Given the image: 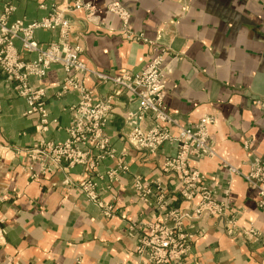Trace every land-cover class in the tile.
Listing matches in <instances>:
<instances>
[{
	"label": "crops",
	"instance_id": "1",
	"mask_svg": "<svg viewBox=\"0 0 264 264\" xmlns=\"http://www.w3.org/2000/svg\"><path fill=\"white\" fill-rule=\"evenodd\" d=\"M110 1L92 0L105 27L86 21L82 11L67 14L71 41L81 48L80 60L99 73H137L162 43L171 44L180 63L167 76L166 110L176 115L179 126L204 116L214 119L208 134L216 157L203 158L195 167L218 194L228 185L229 206L239 211L238 228L252 227L259 235L253 241L230 237L219 221L207 216L185 220L193 239L182 264H264V210L257 208L256 193L247 189L242 177L254 158L260 159L264 170V112L252 103L253 98L264 97V0H114L128 11L131 29L143 33L150 44L129 42L117 34V18L104 10ZM12 4L8 22L32 23L65 2L14 0ZM2 5L0 1V11ZM173 19H177L175 35L161 37L164 25ZM34 39L43 47L58 41L56 32L45 30L35 31ZM14 44L24 59L35 58L25 54L18 41ZM61 78L62 70L55 65L41 83L50 122L45 132L37 129L34 117L24 116V98L0 87V220L6 231L0 264H74L77 259L80 264H142L134 246L145 224L160 221L159 193L163 192L166 208L179 211L198 199L186 201L174 175L162 170L164 159L175 152L174 145L164 143L149 153L127 141L131 124L125 118L137 108L132 95L91 75L82 79L84 86L95 97L108 99L103 136L112 157L92 171L87 165L66 162L46 167L37 151L44 143L67 139L69 109L79 99L76 92L57 97ZM30 83L37 85L34 78ZM141 125L146 128L149 121ZM169 130L173 133L174 127ZM29 151H36V159L28 156ZM222 161L238 173L228 174ZM118 165L124 169L110 182L106 172ZM86 179L95 182L101 206L87 201L80 190ZM134 179L148 191L147 201L135 190ZM132 225L141 230L130 232Z\"/></svg>",
	"mask_w": 264,
	"mask_h": 264
},
{
	"label": "built area",
	"instance_id": "2",
	"mask_svg": "<svg viewBox=\"0 0 264 264\" xmlns=\"http://www.w3.org/2000/svg\"><path fill=\"white\" fill-rule=\"evenodd\" d=\"M0 1L4 2L0 11V76L4 77L6 84L13 86L19 97L25 99L27 109L24 116L35 115L38 122L37 129L40 132L46 130L48 125L45 108L46 89L42 86L33 88L28 80L31 77L41 81L53 65L60 66L63 73L59 81L61 92L58 95L67 91L79 94L78 103L70 108L71 123L67 128L68 139L57 145L44 143L37 151L45 160L46 167L65 161L70 165H87L92 171L99 161L112 156L108 140L102 132L110 109L108 99L95 97L84 86L82 79L86 75L131 93L137 103V111L126 115L125 121L131 124L126 139L135 149L153 152L165 142L175 146V152L165 158L162 170L175 176L181 186V196L186 201L191 202L195 197H199V202L195 205L191 204L183 211L167 209L163 205L159 209L160 221L146 225L145 232L136 239L135 252L139 258L144 257L150 264H180L188 253L193 238V234L184 231L183 222L208 215L214 218L227 216L226 218L229 219L226 220L225 232L228 235L242 234L246 238L256 237L251 229L237 233V215L229 214L228 185L219 190L221 194H218L215 188L207 185L206 175L195 168L199 160L216 157L208 134V126L214 122V119L202 117L196 123L179 126L177 117L166 110L164 89L165 75L168 71L162 67L165 53L161 52L138 73L122 72L120 75L99 73L88 68L80 60L81 48L71 41V24L67 17L68 13L83 11L87 20L91 22L95 10L88 0H64V7L53 8L45 18L33 23H25L22 20L8 22V17L14 11L12 5L14 0ZM107 9L117 16L121 23H126V20H123L127 17V13L120 5L114 3ZM37 30L56 32L58 41L43 47L33 37V33ZM15 41L20 43L25 54H35L36 58L33 61L24 60L14 46ZM253 103L264 112V99H256ZM144 119L150 121V126L145 129L138 124ZM170 126L176 129L173 135L168 130ZM27 153L32 159H36L34 156L36 151ZM222 166L229 174L238 173L225 161H222ZM44 171L42 167V172ZM116 174V170H111L107 173V177L113 181ZM242 177L248 189L256 192L257 207L264 210V170L261 161L257 158L252 159L248 173ZM94 188L95 183L91 179H86L81 185V190L87 199L100 206L102 204ZM134 188L141 198L142 194L145 196L148 192L141 187L139 179L134 180ZM215 196L219 199L214 200ZM130 230L140 231L141 226L132 225ZM5 235L6 231L0 220V246L5 243ZM74 264H80V260H75Z\"/></svg>",
	"mask_w": 264,
	"mask_h": 264
},
{
	"label": "rangeland",
	"instance_id": "3",
	"mask_svg": "<svg viewBox=\"0 0 264 264\" xmlns=\"http://www.w3.org/2000/svg\"><path fill=\"white\" fill-rule=\"evenodd\" d=\"M91 4H92V6H93V2H92V0H88ZM3 2V1H2ZM4 3V2H3ZM13 3V2H12ZM118 4V5H120L121 7H122V9H124V11H125V13H127V17H125L124 18V20L123 21H125L126 20V23L125 24H123V23H121V21L118 19V17L117 16H115V15H113V13H110L109 11H108V9H107V7L108 6H110L111 4ZM13 5V4H12ZM3 6V5H2ZM14 7V6H13ZM94 7V6H93ZM94 10H95V12H94V18H93V20L91 21V23H94L95 25H98V26H100V27H105V22L99 17V15H98V12H97V10L94 8ZM104 10H105V12L106 13H110V14H112L113 16H115L116 18H117V20H118V22H119V26H118V29H117V34L120 36V37H122L123 39H125L126 41H129V42H143V43H147V44H150V41H148V40H146L145 38H144V35H143V33H141V32H136V31H133L132 29H131V27H130V25H129V19H130V15H129V13H128V11L120 4V3H118L117 1H114V0H112V1H110L109 3H106L105 4V6H104ZM51 12V11H50ZM49 12V13H50ZM83 12V11H82ZM13 13V12H12ZM11 13V14H12ZM48 13V14H49ZM84 13V12H83ZM10 14V15H11ZM47 14V15H48ZM46 15V16H47ZM84 15H85V19H86V21H88V22H90L89 20H87V17H86V14L84 13ZM45 16V17H46ZM10 17V16H9ZM9 17H8V19H9ZM45 17H43V18H45ZM42 19V18H41ZM17 20H22V19H17ZM15 21V20H14ZM23 21V20H22ZM39 21V20H38ZM13 22V21H12ZM25 22V21H24ZM34 22H36V21H34ZM11 23V22H10ZM26 23V22H25ZM33 23V22H32ZM176 23H177V19H173V20H171V21H168L165 25H164V29L162 30V35H161V37H163L165 34L166 35H169L170 37H172V36H174L175 35V26H176ZM70 24H71V22H70ZM71 33H72V29H71ZM33 37H34V33H33ZM156 42V41H155ZM15 43V42H14ZM52 43V42H51ZM50 44V43H49ZM48 44V45H49ZM47 45V46H48ZM161 45V44H160ZM14 46H15V44H14ZM47 46H45V47H47ZM21 47V46H20ZM16 48V47H15ZM17 50V49H16ZM161 52H163V53H165L164 54V56H163V63H162V67L163 68H165L167 71H168V73L165 75V84H166V80H167V76H168V74L170 75L173 71H175L174 69V67H176L175 66V64L176 63H180V55L178 54V53H176V52H174L173 50H172V47H171V44H165V43H162V45H161V48L159 49V52L153 57V58H151L150 59V61H149V63L155 58V57H157ZM172 52H174V53H172ZM19 53V52H18ZM20 54V53H19ZM21 55V54H20ZM29 55V54H28ZM22 57V56H21ZM23 58V57H22ZM35 58H36V55H35ZM34 58V59H35ZM24 59V58H23ZM33 59V60H34ZM24 60H26V59H24ZM33 60H26V61H33ZM53 66H55V65H53ZM58 66V65H57ZM148 66V65H147ZM52 67V66H51ZM50 67V68H51ZM60 67V66H59ZM145 69V68H144ZM142 71V70H141ZM48 72V71H47ZM127 72V71H126ZM140 72V71H139ZM131 73V72H130ZM138 73V72H137ZM47 74V73H46ZM62 75H63V73H62ZM120 75V74H119ZM0 87H1V85H3V86H5V87H7V88H10L14 93H15V91H14V89H13V86L12 85H9V84H6L5 83V79H4V77H2V76H0ZM30 79H31V77L29 78V80H28V82H29V85L30 86H32L33 88H36L37 86H42L43 87V85L41 84L42 83V80L44 79H42L41 81H37V79H35L36 81H37V85L36 86H34V85H31V83H30ZM108 84H110V83H108ZM113 86V85H112ZM45 88V87H44ZM46 89V88H45ZM60 92H61V88H60V91H59V93L58 94H60ZM67 92H74V91H67ZM67 92H65V93H67ZM127 92V91H126ZM77 93V92H76ZM16 94V93H15ZM57 94V97H60L62 94H64V93H62L61 95H58ZM78 94V93H77ZM131 94V93H130ZM17 95V94H16ZM79 95V94H78ZM46 99H47V94H46V98H45V102H46ZM256 99H264V97H260V98H253V101H252V103L254 102V100H256ZM134 100V99H133ZM78 101H79V99H78ZM135 101V100H134ZM78 103V102H77ZM253 105H254V103H253ZM46 108V107H45ZM71 108V107H70ZM47 111V110H46ZM136 111H137V108H136ZM69 112H70V109H69ZM135 112V111H134ZM168 112V111H167ZM263 112V111H262ZM131 113H133V112H131ZM128 114V113H127ZM170 114H172V113H170ZM70 115H71V113H70ZM175 115V114H174ZM176 116V115H175ZM32 117H34L35 118V120H36V116L34 115V116H32ZM204 117H208V116H204ZM108 119V118H107ZM47 120H48V113H47ZM144 120H147V121H149V119H144ZM143 120V121H144ZM37 121V120H36ZM70 123H71V121H70ZM70 123H69V125H70ZM49 124H50V122L48 121V125H47V128H48V126H49ZM106 124V123H105ZM141 127H142V121L141 122H139L138 123ZM69 125H68V127H69ZM150 126V121H149V125L146 127V128H148ZM186 126V125H185ZM37 127H38V122H37ZM67 127V128H68ZM105 127V126H104ZM170 127H173V126H170ZM47 128H46V130H47ZM143 129H145V128H143ZM45 130V131H46ZM168 130H169V127H168ZM175 127H174V132L173 133H171L170 132V130H169V132H170V134H174L175 133ZM44 131V132H45ZM103 131H104V128H103ZM102 131V132H103ZM66 132H67V129H66ZM127 135V134H126ZM67 139H68V133H67ZM66 139V140H67ZM107 139V138H106ZM65 140V141H66ZM108 140V139H107ZM64 141V142H65ZM64 142H62V143H64ZM62 143H60V144H62ZM165 143H169V142H165ZM109 144V143H108ZM164 144V143H163ZM172 144V143H171ZM246 144V143H245ZM54 145H57V144H54ZM162 145V144H161ZM160 145V146H161ZM173 145V144H172ZM159 146V147H160ZM158 147V148H159ZM157 148V149H158ZM174 148H175V146H174ZM109 149L111 150V148L109 147ZM156 149V150H157ZM155 150V151H156ZM146 151V150H145ZM155 151H153V152H155ZM113 151L111 150V153H112ZM95 153V152H94ZM149 153H151V152H149ZM92 154H93V152H92ZM112 155V154H111ZM172 155V154H171ZM170 156V155H169ZM168 156V157H169ZM112 157V156H111ZM105 158H108V157H105ZM104 158V159H105ZM167 158V157H166ZM255 159V158H254ZM258 159V158H257ZM103 160V159H102ZM101 160V161H102ZM165 160V159H164ZM260 160V159H259ZM101 161H99V163L101 162ZM62 162H65V161H62ZM164 162V161H163ZM67 163V162H66ZM98 163V164H99ZM97 164V165H98ZM68 165H70V164H68ZM96 165V166H97ZM163 165V164H162ZM232 166V165H231ZM233 167V166H232ZM196 168V167H195ZM234 168V167H233ZM120 169H124V167L123 166H119L118 165V167L117 168H114V169H110V170H108L107 172H106V176H107V173L109 172V171H111V170H116L117 171V173H118V170H120ZM197 169V168H196ZM235 169V168H234ZM198 170V169H197ZM199 171V170H198ZM249 171V170H248ZM228 172V171H227ZM201 173V172H200ZM248 173V172H247ZM246 173V174H247ZM203 174V173H202ZM228 174H229V172H228ZM245 174V175H246ZM117 175V174H116ZM205 175V174H204ZM230 175H233V174H230ZM243 176V175H242ZM175 177V176H174ZM108 178V177H107ZM109 180V179H108ZM135 180V179H134ZM175 180H176V178H175ZM86 181V180H85ZM84 181V182H85ZM110 181V180H109ZM110 182H112V180L110 181ZM141 182V181H140ZM176 182H177V180H176ZM95 183V182H94ZM178 183V182H177ZM84 184V183H83ZM179 184V183H178ZM180 185V184H179ZM95 187H96V184H95ZM141 187H142V183H141ZM181 187V186H180ZM247 187V186H246ZM247 189H248V187H247ZM80 190H81V186H80ZM249 190V189H248ZM82 191V190H81ZM94 191H95V188H94ZM249 191H251V190H249ZM252 192H254V191H252ZM82 193L85 195V193L82 191ZM96 193V192H95ZM180 193H181V190H180ZM256 193V192H255ZM97 194V193H96ZM161 195V197H159ZM97 196H98V194H97ZM163 192H162V194H160L159 193V195H158V198H157V209H160L163 205L165 206V201H164V199H163ZM256 196H257V194H256ZM85 198L87 199V197H86V195H85ZM141 198V197H140ZM197 199H198V201H197V203L199 202V197H196ZM219 198L218 197H214V200H218ZM98 200H99V197H98ZM142 200H144V201H147L146 199H145V196L142 194ZM87 201H89L88 199H87ZM228 201V200H227ZM89 202H91V201H89ZM99 202H100V200H99ZM256 202H257V199H256ZM92 203V202H91ZM196 203V204H197ZM94 204V203H93ZM229 204V203H228ZM95 205H97V204H95ZM195 205V204H194ZM97 206H99V205H97ZM101 206V205H100ZM256 206H257V204H256ZM166 208V207H165ZM229 208H230V206H229ZM258 208V207H257ZM167 209H169V208H167ZM260 209V208H259ZM172 210V209H171ZM261 210H263V209H261ZM229 214L230 215H233V214H236V215H238L239 214V211H232V209L230 208V212H229ZM207 217H209V218H212L213 220H215V221H219V223H221V225H222V228H223V230L224 231H226V229H227V226H226V220H228L229 218H226V217H224V216H222V217H219V218H214V217H211V216H207ZM160 219H161V216H160ZM192 220H195V219H192ZM192 220H190V221H192ZM154 223H158V222H154ZM148 224H153V223H147V224H145V226L146 225H148ZM143 226V225H142ZM144 226V227H145ZM236 230H238V232L237 233H241L242 231H246V230H249V229H251L252 231H254L255 232V236L256 237H253V238H246L244 235H242V234H238V235H241L244 239H246V240H257L258 238H259V235H258V233H257V231L254 229V228H252V227H250V228H248V229H245V230H243V229H239L238 228V226H237V224H236ZM183 229H184V231L186 232V233H188V234H193V233H190L189 231H187L186 230V228H185V226H184V222H183ZM136 231H138V230H136ZM130 232H133V231H131L130 230ZM226 234H227V232H225ZM228 235V234H227ZM228 236H230V237H236V236H231V235H228ZM193 239V238H192ZM191 243H192V240H191ZM191 243H190V246H191ZM190 252V249H189V251H188V253ZM188 253L183 257V259H182V261L180 262V264H182L183 263V261H184V259H185V257L188 255ZM134 254L136 255V252H135V246H134ZM141 260H142V264H150V263H147L146 262V259L144 258V257H142V258H140Z\"/></svg>",
	"mask_w": 264,
	"mask_h": 264
}]
</instances>
